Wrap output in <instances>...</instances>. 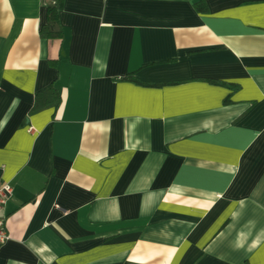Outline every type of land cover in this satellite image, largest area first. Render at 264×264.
<instances>
[{"label": "crops", "instance_id": "1", "mask_svg": "<svg viewBox=\"0 0 264 264\" xmlns=\"http://www.w3.org/2000/svg\"><path fill=\"white\" fill-rule=\"evenodd\" d=\"M48 19L0 0V264H264V0ZM52 83L61 105L29 114Z\"/></svg>", "mask_w": 264, "mask_h": 264}, {"label": "trees", "instance_id": "2", "mask_svg": "<svg viewBox=\"0 0 264 264\" xmlns=\"http://www.w3.org/2000/svg\"><path fill=\"white\" fill-rule=\"evenodd\" d=\"M48 7V22L42 30L41 34L46 37H58L62 34L61 24L59 22V11L62 8V0H47ZM126 81H131L136 84L142 85H162V84H149L141 82L135 74H129L122 78ZM215 84L231 86L223 81L213 80ZM62 103V94L59 87L52 83L51 85L41 89L35 95L34 103L30 109L29 114L38 113L45 109L54 108L56 109Z\"/></svg>", "mask_w": 264, "mask_h": 264}, {"label": "built area", "instance_id": "3", "mask_svg": "<svg viewBox=\"0 0 264 264\" xmlns=\"http://www.w3.org/2000/svg\"><path fill=\"white\" fill-rule=\"evenodd\" d=\"M15 195L14 189L7 183L0 185V212L7 201ZM9 238L5 218L0 215V246Z\"/></svg>", "mask_w": 264, "mask_h": 264}]
</instances>
